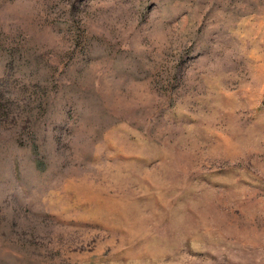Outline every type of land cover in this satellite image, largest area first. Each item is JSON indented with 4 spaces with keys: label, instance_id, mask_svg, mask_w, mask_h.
<instances>
[{
    "label": "rangeland",
    "instance_id": "rangeland-1",
    "mask_svg": "<svg viewBox=\"0 0 264 264\" xmlns=\"http://www.w3.org/2000/svg\"><path fill=\"white\" fill-rule=\"evenodd\" d=\"M0 264H264V0H0Z\"/></svg>",
    "mask_w": 264,
    "mask_h": 264
}]
</instances>
